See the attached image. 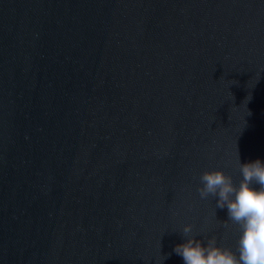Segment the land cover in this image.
I'll return each mask as SVG.
<instances>
[{
	"label": "water",
	"instance_id": "water-1",
	"mask_svg": "<svg viewBox=\"0 0 264 264\" xmlns=\"http://www.w3.org/2000/svg\"><path fill=\"white\" fill-rule=\"evenodd\" d=\"M237 152L264 162V0H0V264H185L186 224L238 256L197 190Z\"/></svg>",
	"mask_w": 264,
	"mask_h": 264
},
{
	"label": "clouds",
	"instance_id": "clouds-1",
	"mask_svg": "<svg viewBox=\"0 0 264 264\" xmlns=\"http://www.w3.org/2000/svg\"><path fill=\"white\" fill-rule=\"evenodd\" d=\"M237 164L242 175L238 186L223 170H206L197 190L201 199L218 196L216 207H227L229 220L240 225L239 255L218 245L215 236L205 244L193 235V225L186 224L182 230L186 242L174 248L185 264H264V162L257 159L242 164L237 152ZM254 182L258 189L252 186Z\"/></svg>",
	"mask_w": 264,
	"mask_h": 264
}]
</instances>
